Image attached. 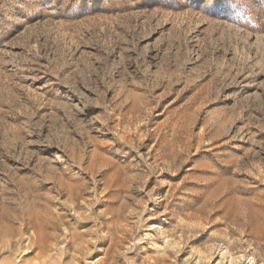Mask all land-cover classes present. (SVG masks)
I'll use <instances>...</instances> for the list:
<instances>
[{
  "label": "rangeland",
  "instance_id": "rangeland-1",
  "mask_svg": "<svg viewBox=\"0 0 264 264\" xmlns=\"http://www.w3.org/2000/svg\"><path fill=\"white\" fill-rule=\"evenodd\" d=\"M0 264H264V0H0Z\"/></svg>",
  "mask_w": 264,
  "mask_h": 264
},
{
  "label": "bare ground",
  "instance_id": "bare-ground-1",
  "mask_svg": "<svg viewBox=\"0 0 264 264\" xmlns=\"http://www.w3.org/2000/svg\"><path fill=\"white\" fill-rule=\"evenodd\" d=\"M3 235H2V233H0V238L2 237ZM9 251L10 250V246H9V242H6V243H2L1 241H0V253L1 252H3V251Z\"/></svg>",
  "mask_w": 264,
  "mask_h": 264
}]
</instances>
